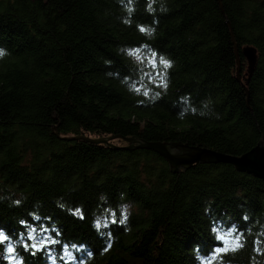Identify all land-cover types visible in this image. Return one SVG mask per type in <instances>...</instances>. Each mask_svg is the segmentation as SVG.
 Instances as JSON below:
<instances>
[{"label": "trees", "instance_id": "obj_1", "mask_svg": "<svg viewBox=\"0 0 264 264\" xmlns=\"http://www.w3.org/2000/svg\"><path fill=\"white\" fill-rule=\"evenodd\" d=\"M220 1L223 11L217 0H0L7 233L19 236L21 219L47 235L57 230L54 264H202L210 227H219L228 247L233 235L243 246L215 264H264L261 179L225 163L172 172L156 151L127 149L123 139L233 155L264 143V0ZM246 45L257 50L249 77ZM153 50L171 67L157 58L154 68ZM72 136L112 139L62 138ZM79 244L86 251H60ZM18 252L24 264H46L42 254Z\"/></svg>", "mask_w": 264, "mask_h": 264}, {"label": "water", "instance_id": "obj_2", "mask_svg": "<svg viewBox=\"0 0 264 264\" xmlns=\"http://www.w3.org/2000/svg\"><path fill=\"white\" fill-rule=\"evenodd\" d=\"M220 9L222 4L220 0H217ZM230 28V35L234 41L232 30L229 22H226ZM235 47V56L237 64V80L240 81L239 76V59L237 47ZM242 53L247 62V74L251 76L257 63V50L255 47L246 45L242 49ZM246 96L248 97V91L245 89ZM248 102V101H247ZM57 134V133H56ZM66 140L80 139L89 140L95 143H108L112 137H103L97 139H90L87 137H62ZM127 142V149L143 148L156 151L163 156L169 165L172 172H179L186 170L196 163H225L230 164L236 171L243 172L264 182V143L259 141L254 147L248 151L240 154L233 155L223 152H218L206 147H199L194 145H188L183 143H164V142H148L134 137H124Z\"/></svg>", "mask_w": 264, "mask_h": 264}, {"label": "snow or ice", "instance_id": "obj_3", "mask_svg": "<svg viewBox=\"0 0 264 264\" xmlns=\"http://www.w3.org/2000/svg\"><path fill=\"white\" fill-rule=\"evenodd\" d=\"M137 28L139 31L144 32L148 31L149 33L153 31V29H145L144 25H137ZM157 58H159V64L163 65L165 68H170L172 65V62L163 56L160 55V53L156 50H153L150 59V62L152 66L155 68L157 67ZM17 204H19V201H16ZM73 214L78 215L80 219H83V213L80 209H73ZM32 219L38 220L40 217L32 215ZM47 219H51L48 217ZM244 219H248V217H244ZM124 221H119V223H123ZM112 225H116L118 223L117 220H112ZM217 224L220 222H216ZM19 224L22 228V231L20 232L19 236L13 237L11 234L7 233V231L4 229L3 226H0V246H3L6 244V247L4 248V252L0 254L4 260L8 261V264H24V259L22 256L19 255L18 248L22 250L24 253H28L30 256L35 257L37 254H42L45 256L46 264H54V260L56 257H53L52 255V245H61V241L56 239V236L61 235L57 230H53V235H47L49 229L40 226L39 229L35 226H29V222L25 219H21L19 221ZM104 227H107L105 225ZM97 233L99 234L100 228H99V222L96 224ZM232 230H237V226L233 224L231 226ZM39 230L41 233H45L42 237H37L35 235L36 231ZM224 231V229H221L219 227L212 228L210 227V243L208 245V251L206 253V256L209 258H206L202 264H215V258L218 256H222L223 254L229 252V251H235L236 247H242L243 245L240 242V238L238 235H233L232 239L235 240L236 247H228L225 244V237L220 234ZM109 237L111 233L108 234ZM10 241H15L10 242ZM107 246H102L104 250H107ZM68 247H74L77 251H86L87 246L84 244L79 245H62L60 251L64 253V255H67V248ZM197 248H199V245H197ZM87 255H92L91 252H87ZM60 259H63L62 256H59ZM73 259H79L78 257H73ZM80 264H85L84 261H80Z\"/></svg>", "mask_w": 264, "mask_h": 264}, {"label": "bare ground", "instance_id": "obj_4", "mask_svg": "<svg viewBox=\"0 0 264 264\" xmlns=\"http://www.w3.org/2000/svg\"><path fill=\"white\" fill-rule=\"evenodd\" d=\"M236 57V56H235ZM248 77V76H247ZM245 82H247V81H245ZM245 85V84H244ZM245 89H246V86H245ZM247 90V89H246ZM246 94V93H245Z\"/></svg>", "mask_w": 264, "mask_h": 264}]
</instances>
